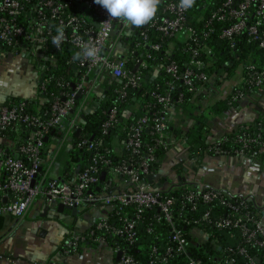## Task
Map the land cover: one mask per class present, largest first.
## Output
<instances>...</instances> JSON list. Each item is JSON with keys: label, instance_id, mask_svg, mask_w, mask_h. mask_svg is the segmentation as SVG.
Segmentation results:
<instances>
[{"label": "built area", "instance_id": "obj_1", "mask_svg": "<svg viewBox=\"0 0 264 264\" xmlns=\"http://www.w3.org/2000/svg\"><path fill=\"white\" fill-rule=\"evenodd\" d=\"M215 1L216 6L211 9L203 29L197 31L188 24L187 14L191 7L182 8L180 0H164L150 22L141 27L134 26L136 36L132 47L137 49L143 46L150 29L162 37H170L185 30L191 42L198 45L200 41L203 43L209 38L215 27L219 29V38L225 42L229 52H233L241 41L254 44L261 53V61L258 65L250 63L241 67V83L234 88L229 98V103H237L245 97L247 89L262 91L264 87V0ZM115 20L94 0H0V44L7 52L30 59L38 68L55 63L56 53L65 46L79 52L81 43L91 42L99 50L95 62L84 59L68 61L74 63L76 72H81V79L74 82L75 89H72L69 82L57 81L58 91L50 93L49 117L45 118L38 111L29 112L23 99L0 105V137H4V133L14 127L23 128L22 140L17 145L10 149L0 147V216H24L38 196H42L48 203L55 200L77 209L85 206L100 208L104 214L89 228L85 231L73 230L64 238L61 252H76L86 244L105 246L114 256L112 264H171L183 255L186 259L182 264H233V245H227L223 257H208L207 261L188 253V240L184 234L188 226L198 241L209 239L210 232H213L211 236L214 246L219 243L218 232L235 230L244 243L264 248V221L257 211L252 210L257 207L249 196L186 181L177 182L165 189L163 186L153 187L146 181V176L153 172L150 167L155 160L154 148L159 146L169 151L177 142L167 136L163 114L153 118L152 125L144 115L128 127L125 148L132 154H140L144 130L148 129L155 136L154 147H148V153L138 161L129 158L112 165L108 157L110 150L102 147V139L92 142L83 138L76 143L75 148L91 152L87 162L81 166L77 160H72L64 178L46 176L42 155L44 139L53 129H59L64 134L61 141L71 139L72 142L75 138L74 134L79 129L76 118L70 120L67 127L62 125V121L71 113L73 106L76 103L78 105L75 97L77 91L83 88L84 77L96 68L109 71L122 80L118 92L123 96L128 87L140 85L141 76L126 69L125 59L114 61L106 52L114 29L131 27ZM61 25L64 28V39L57 48L52 39L58 34L56 29ZM150 47L157 50L159 44ZM205 52L209 55L211 49ZM198 53L199 49L194 47L190 67L181 74L174 61L165 66V73L173 79H181L188 91H195L197 83L210 80V76L201 70L204 63L196 58ZM38 89L46 91V85L42 82ZM154 96L163 105L162 110L173 105L169 92ZM117 121V109L112 108L102 124V133L106 134ZM236 130L234 142L237 146L232 150L233 155L258 156L260 153L255 147H263V134L251 133L244 126ZM225 139L226 135L208 137V149L212 155H230L221 147ZM78 166L79 171L76 172ZM103 171L105 175L102 179ZM3 198L7 201L3 202ZM148 213L152 220L166 223L170 236L162 249L151 247L143 263L130 249L121 247L119 240L133 246L138 223ZM236 250L246 253L241 245ZM119 251L121 256L116 260ZM248 260L249 264L255 263L253 257Z\"/></svg>", "mask_w": 264, "mask_h": 264}, {"label": "trees", "instance_id": "obj_2", "mask_svg": "<svg viewBox=\"0 0 264 264\" xmlns=\"http://www.w3.org/2000/svg\"><path fill=\"white\" fill-rule=\"evenodd\" d=\"M163 2L164 0H161L158 11ZM215 6V0H196L187 14L188 24L197 31H200L203 29L205 20L211 9ZM218 32L219 29L215 27L207 40L203 43L200 41L198 45H194L185 30L177 32L170 37H162L158 32L152 29L148 30L146 43L138 48V53L143 54V59L145 61V65L141 67L138 72L141 76L139 87H128L126 89V94L123 96L122 93L118 92L122 87V83H120L115 88L105 91L103 94L104 97L102 98L103 100L100 101L95 109L87 112H80L77 117L74 113H70L63 119L62 125L67 127L70 120L76 118L81 132L78 137L72 139L71 147L67 151V157L69 159L67 162L69 163H67L60 179L65 177L72 160H77L81 166L87 162V158L91 152L75 148L76 143L83 138L90 139L92 142L102 139V147L110 150L108 157L112 165L129 158L138 161L141 156H145L148 153V147H154L155 145V136L147 129L143 131L141 136L142 146L140 154H132L131 151L125 148L128 127L135 120L144 115L148 117V123L152 125L153 118L163 114L167 124V136L184 142L190 160L195 159L200 161L207 155L216 156L212 155L208 149V114H219L232 106H236L237 103H229V98H222L215 101L207 109H204L203 105L200 103L202 91H199L201 90L199 88L202 86L204 90H212L214 87L219 86L224 79L233 76L238 68H243L250 63H256L258 65L260 63L259 61H261V53L256 46L244 41L239 42L233 52H229L225 42L219 38ZM154 44H159L157 50L151 47L149 48L150 45ZM194 47L199 49L196 58L199 60L201 59L204 63L201 70L205 71L210 76V80L205 83L199 82L197 83V89L195 91H188L187 86L181 79H173L165 73V66L169 62L174 61L177 64L179 74L183 73L190 67L193 58L192 50ZM209 48L211 49V54L206 55L205 50ZM76 53V49L73 47L65 46L56 53L55 63H49L46 67L39 68L40 76L37 81L36 98H12L7 103H15L23 99L27 103V110L29 112L36 113L38 111L45 118L49 117L50 93H56L58 91L57 81L61 80L62 82H69L71 84L80 79L77 76V72L74 70V63L68 62L70 59H75ZM148 54L149 57H147ZM136 60L137 57L134 55V52H131V55L125 63L126 69L132 71ZM157 67L160 69L156 74L155 69ZM42 82L46 85V91L38 89V86H40ZM251 91L254 92L256 90L247 89L245 91V96ZM168 92L170 93L173 105L162 110L163 105L157 101L154 94H165ZM112 108L117 109L118 121L114 126L109 128L106 134H103L102 124L107 118V113ZM172 111H179L189 116L193 121L192 125L184 132H182L181 129H175L171 122ZM243 126L251 133L260 132L264 136V117H259L251 124ZM21 130H23V128L14 127L4 133L3 138L13 140L16 142L15 145H17L22 140L21 137H23ZM56 131H59V129H56ZM236 132L237 130L226 134V139L221 143V147L227 150L230 155H233L232 150L237 146L234 142ZM63 135V133H61V135L55 133L53 136L60 140ZM115 142L120 145V150H116L114 146ZM255 149H257L259 153L261 152V147L259 145L256 146ZM49 152H51L50 144L49 142H45L42 149L44 162L50 157ZM153 152L155 160L151 162L150 170L155 172L160 168L168 151L162 150L157 146L154 148ZM178 171L179 173L181 172L180 168ZM142 178L143 180L145 179L144 176H142ZM252 210L254 212L257 211V209L253 208ZM137 227L136 242L133 246L130 247L125 245L123 240H119V244L121 247L130 249V252L133 253L137 259L145 263L151 247L156 246L162 249L169 241L170 231L164 221L157 222L152 220L149 213L145 214ZM191 230L190 226L184 230V234L188 240L187 252L192 255L194 254L204 261H207L208 257H213V259H218L221 256L223 257L226 254L225 249L227 245H233V249L235 250L232 255L233 264H249V257L255 259L254 264H264V248L253 247L244 243L240 238L239 232L235 230H233V232H218L219 243L217 246H214L212 243L213 236H211V234L213 232H210L209 239L198 241V239L191 234ZM204 230L210 231V229L207 228H204ZM239 245L246 249V253H240L236 250ZM185 259L186 257L183 255L180 258L174 259L171 264H182V261Z\"/></svg>", "mask_w": 264, "mask_h": 264}, {"label": "crops", "instance_id": "obj_3", "mask_svg": "<svg viewBox=\"0 0 264 264\" xmlns=\"http://www.w3.org/2000/svg\"><path fill=\"white\" fill-rule=\"evenodd\" d=\"M115 31L106 46V52L113 60L122 56V59L127 61L131 52H138V48L132 47L135 37L128 27ZM128 35L130 39L125 46L124 39ZM136 57L135 64L139 60V56ZM144 65L143 59L137 73ZM159 69V67L155 69L156 74ZM241 75V68H238L233 76L224 79L212 90H204L201 86L200 103L204 109L219 99L230 98L233 88L241 83ZM39 76V68L30 59L7 52L0 44V105L12 98H36ZM89 76L92 80H97V95L91 94L87 100L82 99L78 102L73 112L76 117L80 112L95 109L103 100L105 91L120 84L116 77L102 68L93 69ZM208 117V136L215 138L231 133L240 126L251 124L259 117H264V87L262 91L249 92L236 106L219 114L209 113ZM171 122L175 129H181L182 132L193 123L189 116L179 111L171 112ZM70 140L61 141L53 135L48 139L50 157L43 162V171L47 177H61L63 174L69 163L65 153L67 154L71 147ZM176 141L158 169L157 181L163 182L164 189L177 182L186 181L246 195L251 198L264 221V145L260 154L254 157L227 155L223 158L222 155H207L201 162H193L188 158L184 142ZM15 144L13 140L0 137V147L10 149ZM114 146L116 150L121 149L117 142ZM189 171L194 175H199L201 171V174L204 173L206 176L202 179H188ZM5 201L7 199L3 198V202ZM46 205H50V208L44 214ZM77 211L76 215H72L69 209L58 212L57 206L38 196L24 216H0V264H112L114 256L105 246L86 244L80 246L76 252L62 254L63 240L71 231H85L104 214L102 209L93 206H85Z\"/></svg>", "mask_w": 264, "mask_h": 264}, {"label": "clouds", "instance_id": "obj_4", "mask_svg": "<svg viewBox=\"0 0 264 264\" xmlns=\"http://www.w3.org/2000/svg\"><path fill=\"white\" fill-rule=\"evenodd\" d=\"M161 0H94V3L106 10L112 19L120 20L125 25L141 27L150 22L158 11ZM195 0H180L182 8H190ZM57 35L52 43L59 48L64 39L63 25L56 29ZM81 51L75 54V59L91 60L95 62L99 50L91 42L81 43Z\"/></svg>", "mask_w": 264, "mask_h": 264}, {"label": "water", "instance_id": "obj_5", "mask_svg": "<svg viewBox=\"0 0 264 264\" xmlns=\"http://www.w3.org/2000/svg\"><path fill=\"white\" fill-rule=\"evenodd\" d=\"M117 20H115V22H116ZM113 28H115V23H114V25H113ZM116 29H114V33L116 32L115 31ZM130 31H134L133 32V37H135L136 36V32H135V28H134V26H131L130 27ZM130 35V34H129ZM127 36V37H125V39H124V45L126 46V45H128V42H129V39H130V36ZM133 44V43H132ZM147 48H148V46H147ZM134 55L135 56H139V60L137 61V63L135 64V66L133 67V70H132V72L133 73H136L137 71H138V68L140 67V65L142 64V62H143V58H142V54H138V52L136 51L135 53H134ZM120 58H123L122 56L121 57H119V58H115L114 59V61H118ZM75 70H77L76 68H75ZM77 76L81 79V72L80 71H78L77 72ZM84 82H83V88L82 89H80V90H78L77 91V94H76V97H75V99H76V101L77 102H79L80 100H87L88 99V97L91 95V94H93V95H97L96 93H97V88L98 87H96V84H97V80H92L91 79V77L88 75V76H86V77H84ZM117 81L119 82V83H121L122 82V80L121 79H119V78H117ZM71 87H72V89H75V83L74 82H72L71 83ZM76 107H77V103L73 106V109L71 110V113H73V111L76 109ZM148 130V129H147ZM80 132H81V130L80 129H78L77 131H76V133H75V137H78L79 135H80ZM58 134V135H61V131H56L55 129H53L51 132H50V135H48V136H46L45 137V139H44V141L45 142H47L48 141V139L50 138V136H52V135H54V134ZM79 171V166L77 167V169H76V172H78ZM104 175H105V171H103L102 173H101V178L103 179L104 178ZM158 180V171H155V172H152V173H150V174H148L147 176H146V181L148 182V183H150L153 187H162L163 186V182L162 181H157ZM52 205H55V206H57V211L58 212H63L64 211V209H69V210H71V213H72V215H76L77 214V207H71V206H67V205H64L63 203H61V202H57V201H55V200H51V202H50ZM49 208H50V205H46V207H45V209H44V214H46L47 213V211L49 210ZM120 256H121V252L119 251L118 253H117V255H116V260H119V258H120Z\"/></svg>", "mask_w": 264, "mask_h": 264}, {"label": "rangeland", "instance_id": "obj_6", "mask_svg": "<svg viewBox=\"0 0 264 264\" xmlns=\"http://www.w3.org/2000/svg\"><path fill=\"white\" fill-rule=\"evenodd\" d=\"M67 154L65 153V156H66ZM221 157H227V155H222ZM205 160H207V158H205ZM190 172V171H189ZM202 172L200 171L198 174L199 175H194V173L192 172H190V173H188L189 175H188V179H202V177H205L206 175L203 173V174H201ZM198 181V180H197ZM198 182H202V180L201 181H198ZM201 184V183H200Z\"/></svg>", "mask_w": 264, "mask_h": 264}, {"label": "flooded vegetation", "instance_id": "obj_7", "mask_svg": "<svg viewBox=\"0 0 264 264\" xmlns=\"http://www.w3.org/2000/svg\"><path fill=\"white\" fill-rule=\"evenodd\" d=\"M189 160H190V159H189ZM190 161H193V162H201V160H200V161H197V160H195V159H194V160H190Z\"/></svg>", "mask_w": 264, "mask_h": 264}]
</instances>
